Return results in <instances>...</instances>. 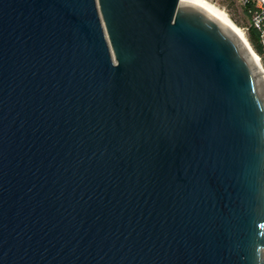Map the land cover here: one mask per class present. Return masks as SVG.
Returning <instances> with one entry per match:
<instances>
[{
    "label": "water",
    "instance_id": "1",
    "mask_svg": "<svg viewBox=\"0 0 264 264\" xmlns=\"http://www.w3.org/2000/svg\"><path fill=\"white\" fill-rule=\"evenodd\" d=\"M0 264H264V88L228 26L0 0Z\"/></svg>",
    "mask_w": 264,
    "mask_h": 264
},
{
    "label": "bare ground",
    "instance_id": "2",
    "mask_svg": "<svg viewBox=\"0 0 264 264\" xmlns=\"http://www.w3.org/2000/svg\"><path fill=\"white\" fill-rule=\"evenodd\" d=\"M182 3H188L194 6H197L201 9L206 10L207 12L211 13L212 15L216 16L220 19L229 29L235 34V36L239 39L241 44L248 50L251 54L261 77L262 85L264 88V68L261 66L258 56L255 54L254 50L252 49L250 43L248 42L244 32L242 29L231 19L228 13L217 4L209 1V0H180Z\"/></svg>",
    "mask_w": 264,
    "mask_h": 264
},
{
    "label": "trees",
    "instance_id": "3",
    "mask_svg": "<svg viewBox=\"0 0 264 264\" xmlns=\"http://www.w3.org/2000/svg\"><path fill=\"white\" fill-rule=\"evenodd\" d=\"M239 2L238 0H235ZM242 13L247 19L248 41L254 52L260 57L264 66V43L262 41V32L264 31V12H261L253 0L246 4L240 3ZM258 14V20L253 19V15Z\"/></svg>",
    "mask_w": 264,
    "mask_h": 264
},
{
    "label": "rangeland",
    "instance_id": "4",
    "mask_svg": "<svg viewBox=\"0 0 264 264\" xmlns=\"http://www.w3.org/2000/svg\"><path fill=\"white\" fill-rule=\"evenodd\" d=\"M209 1L217 4L219 7L225 10L228 13V15L231 17V19L242 29L248 40V30H247L248 23L246 17L242 13L239 2L235 0H209ZM259 61L261 66L264 68L260 60V57H259Z\"/></svg>",
    "mask_w": 264,
    "mask_h": 264
},
{
    "label": "built area",
    "instance_id": "5",
    "mask_svg": "<svg viewBox=\"0 0 264 264\" xmlns=\"http://www.w3.org/2000/svg\"><path fill=\"white\" fill-rule=\"evenodd\" d=\"M240 3H242V4H246V3H248L250 0H238ZM254 1V3L256 4V6H257V8L261 11V12H264V0H253ZM253 19L255 20V21H257L258 20V14L257 13H255L254 15H253ZM262 41H263V43H264V31L262 32Z\"/></svg>",
    "mask_w": 264,
    "mask_h": 264
}]
</instances>
